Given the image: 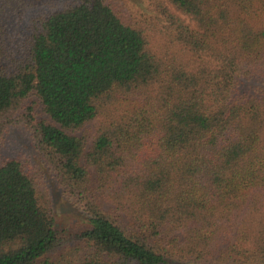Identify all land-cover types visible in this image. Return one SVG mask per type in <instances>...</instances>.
Returning a JSON list of instances; mask_svg holds the SVG:
<instances>
[{
  "label": "trees",
  "instance_id": "trees-1",
  "mask_svg": "<svg viewBox=\"0 0 264 264\" xmlns=\"http://www.w3.org/2000/svg\"><path fill=\"white\" fill-rule=\"evenodd\" d=\"M165 1L157 53L105 0L0 24V142L27 134L85 218L59 233L42 173L0 154V264H264V0Z\"/></svg>",
  "mask_w": 264,
  "mask_h": 264
},
{
  "label": "rangeland",
  "instance_id": "rangeland-1",
  "mask_svg": "<svg viewBox=\"0 0 264 264\" xmlns=\"http://www.w3.org/2000/svg\"><path fill=\"white\" fill-rule=\"evenodd\" d=\"M47 0H0V24L5 31L16 35L28 26V22L32 14L37 11V5ZM51 1V0H49ZM60 4L68 0H56ZM108 5L120 17L127 22L144 27L147 30L151 50L155 53L160 52L168 45V37L165 34L164 25L159 23L154 13L155 3H163L169 9L171 6L165 0H105ZM186 23L189 20L182 17ZM26 30V29H25ZM37 112H40L39 107ZM99 124V120L94 121L84 131L85 137L90 143L95 135V129ZM81 134V133H80ZM28 156L34 167L42 173L43 181L48 188L51 200V208L56 221V227L59 233L65 235H74L82 231L85 218L83 215L70 203L58 188L49 172L43 166L36 156L32 146L29 144L28 135L23 133L20 128H12L4 134L2 142H0V154L6 157H19L20 154ZM170 264H193L190 262L172 261Z\"/></svg>",
  "mask_w": 264,
  "mask_h": 264
}]
</instances>
